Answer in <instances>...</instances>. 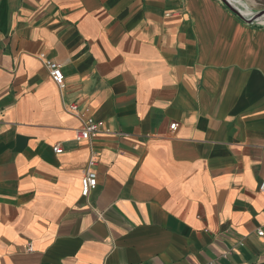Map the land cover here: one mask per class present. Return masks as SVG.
I'll use <instances>...</instances> for the list:
<instances>
[{"label": "crops", "instance_id": "crops-1", "mask_svg": "<svg viewBox=\"0 0 264 264\" xmlns=\"http://www.w3.org/2000/svg\"><path fill=\"white\" fill-rule=\"evenodd\" d=\"M263 179L264 26L220 0H0V264H264Z\"/></svg>", "mask_w": 264, "mask_h": 264}, {"label": "built area", "instance_id": "built-area-1", "mask_svg": "<svg viewBox=\"0 0 264 264\" xmlns=\"http://www.w3.org/2000/svg\"><path fill=\"white\" fill-rule=\"evenodd\" d=\"M41 59L45 67L47 68L51 79L56 83V85L62 90L65 87V75L62 69V65L52 59L46 58L42 55ZM65 107L71 113L79 116L81 120V127L77 130L76 139L78 141L87 140L92 142L98 134L103 130L105 123L103 121H96L91 116H86L79 113V107L77 103L65 104ZM178 127V123H173L171 129L175 130ZM54 151L56 153H61L63 148L60 144L54 146ZM96 161L93 157V153L88 161V167L85 175L82 178V195L88 197L92 189H94L98 184V175L95 170ZM259 192L264 197V179L259 184ZM260 235H263V231H258ZM31 251V247L28 248Z\"/></svg>", "mask_w": 264, "mask_h": 264}, {"label": "water", "instance_id": "water-1", "mask_svg": "<svg viewBox=\"0 0 264 264\" xmlns=\"http://www.w3.org/2000/svg\"><path fill=\"white\" fill-rule=\"evenodd\" d=\"M220 1L247 23L256 26H264V11H260L253 15L248 13L246 14L239 8L240 3L238 0H220Z\"/></svg>", "mask_w": 264, "mask_h": 264}]
</instances>
